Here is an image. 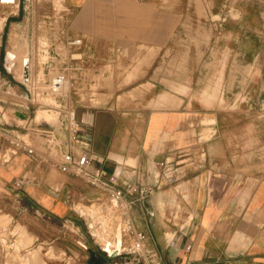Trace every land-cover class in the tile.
Returning <instances> with one entry per match:
<instances>
[{"label": "crops", "instance_id": "1", "mask_svg": "<svg viewBox=\"0 0 264 264\" xmlns=\"http://www.w3.org/2000/svg\"><path fill=\"white\" fill-rule=\"evenodd\" d=\"M62 1L49 43L36 48L44 58L37 62L38 89L30 88L32 58L19 73L21 94L0 74V123L35 151L13 152L0 141V200L34 238L26 250L41 247L44 255L52 250L79 264L121 258L108 259L93 241L108 238L109 252L119 245L118 210L81 177L54 166L66 152L70 122L77 127L75 150L89 156L92 168L113 174L119 187L159 182L131 205L130 216L162 264H264V0ZM190 19H200L197 40L207 34L206 42H188ZM72 38L81 40L79 50L65 45ZM134 46L177 53L163 60L172 69L159 73L163 61L153 57L136 71L140 82L122 92V102L86 103L84 96L94 98L93 76L115 51ZM57 47L80 53L73 63L81 67L70 74L69 94L54 97L41 86L69 61ZM14 64L3 68L16 81ZM38 109L56 113L54 121ZM36 138L44 142L35 145ZM23 175L32 182L22 187L18 204L11 183ZM75 201L88 202V213L77 214Z\"/></svg>", "mask_w": 264, "mask_h": 264}, {"label": "rangeland", "instance_id": "2", "mask_svg": "<svg viewBox=\"0 0 264 264\" xmlns=\"http://www.w3.org/2000/svg\"><path fill=\"white\" fill-rule=\"evenodd\" d=\"M146 4H149L151 9L153 8L151 3L146 2ZM64 8L65 6L62 0H20L18 8L15 9V13H13V10H9V12L5 11L4 14L6 15V19L2 25V29L0 30V74L5 80H9L16 93L21 94L23 92V87L19 85L17 81L20 78L21 74L19 73L21 72L22 68L24 69L26 67L28 58H32V75L34 77V81L30 83V88L34 90L35 86L37 84L39 85V83H37L35 80V76L36 79H40L38 73L40 75L42 67L37 62H39V60L41 59L43 60L44 58L42 57L43 53L40 51H36V48L43 43H49V37L52 31L50 30V27H53V25H55L57 28V24L61 20L58 16L59 12ZM199 9V16L202 15L203 17H205L203 7L200 6ZM62 20L64 21V23H66V19L64 20L63 18ZM47 21H50V23H48ZM149 22L152 23L153 18H149ZM193 22L194 21L190 19V23L188 25V42H194L197 45L200 42H206V40L208 39L207 34H204L203 36L201 35L202 39L200 41L197 40L198 31L202 30V28H200L202 27V25L200 24V19H198L196 23ZM56 50L61 54L62 58H65L69 53L68 49L65 47H57ZM154 54L155 51L140 49L138 46H134L130 49H118L113 54V60L107 66L101 68L100 73L97 76H93V79L95 81L94 85L91 86V89L94 93L93 100L89 102L90 98L88 96H84L83 100L86 103L90 104H100V102L104 98L111 97L113 100L118 99L119 102H122L125 99L124 95H122V92L124 90L130 89L131 87L137 86L140 82L134 79L135 77L140 75L139 72L136 71L140 70L142 65L148 64L150 60L153 59V57H156V63L158 64L166 58L173 57L177 53H171L170 51H163L161 53H158L157 51L155 56ZM13 62L15 64L14 67L10 70V73L13 74L16 81L13 80L3 68L5 65L9 69L11 67V63ZM167 65V67L164 66L163 61V65L159 66V73H164L167 69L170 72V69H172V67H170V64ZM176 70L178 71V73L181 72L179 68H176ZM104 71H107V74H105ZM149 86V84L138 86L134 93H139V90L143 91ZM38 87L39 86H36L37 89ZM3 90L4 89L2 88L1 91ZM69 91L70 88L67 91V95L69 94ZM107 92L108 94H106ZM2 96H0V98H2ZM7 112L9 113L10 111L8 110ZM37 113H40L42 118L51 122L54 121L53 119L57 115L52 111L45 112L41 111V109H38L36 114ZM9 116L10 115L7 113L3 115L4 119L7 121L9 119ZM6 128L9 129L10 127ZM42 142H44L43 139L36 138L34 144L38 145V143ZM54 174L55 172H52V174H50L52 176L50 177L53 178ZM86 205H89V203L75 201L73 203L74 207H72L77 214H80L79 210L86 214L89 211V209L85 207ZM95 205L96 204H94V206ZM1 217L0 264H47L48 262H55L56 260L61 261L62 264H79L73 263L72 258L64 256L62 254L54 255L52 253V250H49L44 255L45 252L41 247H37L36 250H31V248L29 250H26V247L31 245L34 238L28 237L27 231L22 226V218L20 216H17V214H15L14 216V213L10 210V207H8V205H6V202L2 200H0V219ZM71 231L72 230L70 229V234H73ZM45 261L48 262L46 263Z\"/></svg>", "mask_w": 264, "mask_h": 264}, {"label": "built area", "instance_id": "3", "mask_svg": "<svg viewBox=\"0 0 264 264\" xmlns=\"http://www.w3.org/2000/svg\"><path fill=\"white\" fill-rule=\"evenodd\" d=\"M20 0H0V16L12 9H17ZM65 45L70 49L79 50L82 42L78 38L68 39ZM68 62L65 63L59 70H55L49 77L42 88L45 94L58 97L67 93L71 88V72L80 69V65L73 62L81 60L80 53H69ZM66 115H68L65 112ZM68 120V116H67ZM77 140V127L75 124L68 125L67 139L62 145L65 147L66 152L62 155L61 159L54 162V166L62 173H69L81 177L92 189L104 194L109 202L118 210L122 227H118L119 233V248L117 249V256L120 260L109 262L107 264H162L158 259L155 252L145 246L146 236L143 232L138 231L130 216L131 205L135 202H141L150 196L155 189L159 187V182L153 185H146L139 182L127 184L124 188L118 186L117 178L113 174L106 173L103 169L92 168L91 159L89 156L81 151L75 150V143ZM0 141H3L10 146L13 152H24L28 156H34L35 151L24 140L19 137L11 136L4 129L0 123ZM161 165V163H160ZM32 182V179L27 175L16 178L11 183V188L14 193V200L20 204L21 196L20 191L25 184ZM91 223V222H89ZM88 222L86 227L90 230L91 237H96L91 230L93 227ZM99 250L108 256L111 252L107 251L106 246H111V241L108 238H94ZM123 242V243H122ZM186 250L190 246H186ZM177 264V263H171ZM204 264V263H194Z\"/></svg>", "mask_w": 264, "mask_h": 264}, {"label": "bare ground", "instance_id": "4", "mask_svg": "<svg viewBox=\"0 0 264 264\" xmlns=\"http://www.w3.org/2000/svg\"><path fill=\"white\" fill-rule=\"evenodd\" d=\"M13 10V13H15L16 12V10L15 9H12ZM9 12V11H8ZM5 19H6V15L5 14H2L1 16H0V30L2 29V25H3V23H4V21H5ZM3 217V216H2ZM2 217H1V221H2ZM4 218V217H3ZM2 223V222H1ZM3 225H5V224H3ZM1 226V225H0ZM20 244V243H19ZM118 247H119V245H117V246H115L114 247V251L115 250H117L118 249ZM106 249H107V251H109V249H108V246H106ZM15 250H17V249H15ZM27 255V254H26ZM27 263V262H26ZM30 264V263H29Z\"/></svg>", "mask_w": 264, "mask_h": 264}, {"label": "water", "instance_id": "5", "mask_svg": "<svg viewBox=\"0 0 264 264\" xmlns=\"http://www.w3.org/2000/svg\"><path fill=\"white\" fill-rule=\"evenodd\" d=\"M25 70H26V67H25ZM115 256H117V250H115V252H113V253H110V254L107 256V258H108V259H111V258H114ZM89 264H97V263L91 260Z\"/></svg>", "mask_w": 264, "mask_h": 264}]
</instances>
